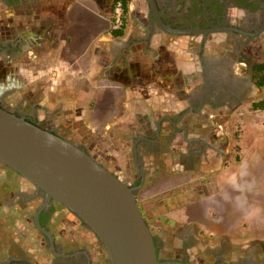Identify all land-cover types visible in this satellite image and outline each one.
<instances>
[{"label":"crops","instance_id":"crops-1","mask_svg":"<svg viewBox=\"0 0 264 264\" xmlns=\"http://www.w3.org/2000/svg\"><path fill=\"white\" fill-rule=\"evenodd\" d=\"M115 1L0 5V44L11 50L0 54L1 95L23 94L38 104L41 122L73 137L82 138L68 125L86 124L94 159L129 186L144 176L136 197L160 241L168 234L183 244L233 238L237 250L255 251L264 244V111L253 103L264 94L251 75L235 73L245 100L211 105L200 67L212 50L201 48L202 38L146 37L141 0H131L124 35L116 37ZM165 122L178 132L169 149L150 157L148 144Z\"/></svg>","mask_w":264,"mask_h":264},{"label":"flooded vegetation","instance_id":"flooded-vegetation-1","mask_svg":"<svg viewBox=\"0 0 264 264\" xmlns=\"http://www.w3.org/2000/svg\"><path fill=\"white\" fill-rule=\"evenodd\" d=\"M22 3L23 0H0V5L5 8L22 5ZM141 3L142 7L145 8L146 37H150L156 32L178 38L182 36L201 37V48L212 50L211 57L203 61L200 67L204 88L209 91L207 93L205 90L204 95L207 98L209 95L213 98L211 105L217 106L227 97L245 100L247 92H241L242 90L238 89L241 85L236 83L232 75L235 73L251 75L254 67L264 62L259 60L264 55V0H153L156 6L155 9L152 8L149 0H141ZM159 20L175 30H194L201 33L173 35L163 30ZM213 29L218 31L204 35V31ZM7 51L11 52L8 46L0 44V54ZM205 96L200 97V99L210 102V98L207 99ZM2 97L1 95L0 106L4 109L19 117L26 118L42 129L57 133L83 149H87L82 143L74 142L67 136H62L60 127L47 128L45 126L46 122H41L38 118L39 107L37 103L30 105L24 101L23 103L10 104L8 102L9 96L3 98L4 100L1 99ZM47 124L50 123L47 122ZM176 132H178V129L175 130L172 123L159 124L158 129L155 130V137L158 135L159 139L156 143L148 144V156L156 157V154L165 152L167 148L169 149L172 137L177 134ZM6 169L11 173L13 179H16L15 181H8L6 183L7 187L3 188L4 192L6 189L8 193H11L9 200L13 201V208L10 209H16L20 213L27 206L34 209L31 219L34 230L43 237L44 251L48 250L51 254L49 262L44 260L40 264H95L92 254L87 251L86 247L70 244L69 240L58 241L55 224L59 218L66 215L67 208L53 199L47 203V194L44 191L37 190L36 186L29 183L22 176L9 168ZM23 185L31 190L27 193L23 192ZM138 185H132L131 187H137ZM1 199L0 203L3 202L2 197ZM38 212L37 220L42 230L36 224V214ZM70 214L72 213L70 212ZM75 218L79 221L77 217ZM82 224L87 227L84 223ZM46 232L52 235L53 241ZM154 239L158 249V258L161 261L179 260L190 263L189 254H185L186 258L182 259L170 256L163 258L162 254L169 255V252H171L169 246L157 237H154ZM101 246H103L102 243ZM188 246L191 247L190 244H186V247ZM100 251L107 253L104 246ZM28 255V251L18 249L14 244L9 243L6 248L4 243L0 242V264H34L29 261ZM107 256L108 259L104 264L110 263L108 253ZM243 259L246 258H241L235 264H248V261ZM254 263L249 261V264ZM211 264L225 263L223 259L217 257Z\"/></svg>","mask_w":264,"mask_h":264},{"label":"water","instance_id":"water-1","mask_svg":"<svg viewBox=\"0 0 264 264\" xmlns=\"http://www.w3.org/2000/svg\"><path fill=\"white\" fill-rule=\"evenodd\" d=\"M153 9V0H149ZM173 35L201 33L175 30ZM218 30L204 31L208 35ZM4 95L1 99L4 100ZM137 154L136 148L134 149ZM137 158V157H136ZM0 163L47 194L84 223L106 249L109 264H190L161 261L154 235L137 201L136 191L94 159L87 149L40 128L0 106ZM36 214V224L38 223ZM51 241L53 237L50 233Z\"/></svg>","mask_w":264,"mask_h":264},{"label":"rangeland","instance_id":"rangeland-1","mask_svg":"<svg viewBox=\"0 0 264 264\" xmlns=\"http://www.w3.org/2000/svg\"><path fill=\"white\" fill-rule=\"evenodd\" d=\"M259 60L264 61V55ZM260 92L264 94V89H261ZM33 94L34 102H38L40 99V91H33ZM257 96L258 95H256V97ZM22 97L23 94L21 93L16 94V96L11 94L8 102H11L10 104L23 103L25 100ZM45 126L47 128L56 127L54 123L46 124ZM68 128L70 130L73 129L75 132L77 131L82 138L73 137L72 132L68 130L66 132H62L64 136H67L74 142L82 143L84 146H87V142H91L89 138H86L88 133L86 124L73 123L69 124ZM97 141H100L101 144L103 142L102 139H97ZM128 143H130L129 145H132L131 141ZM130 165L134 168L133 161ZM15 180L6 167L0 163V200H2L1 197L3 198V202L0 203V242L2 241L6 248L8 244L11 243L18 249H23L26 252L28 251L29 255L27 258L34 264L43 263L44 260L49 262L51 260V254L48 250L44 251L43 237L40 233L35 232L34 225L32 224L31 219L34 209H32L31 206H27L26 209H23L22 213L16 209H10L13 208V201L9 200L11 193H8L6 189L4 192L3 188L7 187L6 183L8 181ZM22 190L27 193L31 189L26 187V185H23ZM55 230L58 241L69 240L71 242L70 244H74L79 247H86L87 251L92 254L95 264H104L107 261V253L105 251H100L103 246H101L99 239L90 231L89 228L83 226L80 220L77 221L75 216L70 214L69 211L66 212V215H63V217L58 219L55 224ZM175 238V235L168 234V236L164 239V242L167 243L171 252H169V255L162 254L163 258L170 256L182 259L186 258L185 254H189L188 259L190 260V264H211L217 257L223 259L225 264H235L238 260H241V258H246L243 260H247L248 264L249 261L253 263L255 262L254 264H264V244H256L254 246L255 251L252 248L253 245L244 246L243 249L237 250V246L234 244L233 238H227L222 243L220 241L215 242V240L210 239L209 237H206L208 241L199 237L193 239V241L190 242L191 248L187 249L185 248L186 244L176 241ZM255 257L256 260H254Z\"/></svg>","mask_w":264,"mask_h":264},{"label":"trees","instance_id":"trees-1","mask_svg":"<svg viewBox=\"0 0 264 264\" xmlns=\"http://www.w3.org/2000/svg\"><path fill=\"white\" fill-rule=\"evenodd\" d=\"M130 2L131 0H116L114 3L113 10H112V16L114 18L113 19L114 21H115L114 14H115L116 7L120 4L121 9H122L121 25L119 26L118 29L113 30L112 32V34L116 37H121L124 35V29H125L126 22H127ZM251 76H252V80L256 88L264 89V62H261L254 67ZM253 109L264 111V97L261 100L253 103Z\"/></svg>","mask_w":264,"mask_h":264},{"label":"built area","instance_id":"built-area-1","mask_svg":"<svg viewBox=\"0 0 264 264\" xmlns=\"http://www.w3.org/2000/svg\"><path fill=\"white\" fill-rule=\"evenodd\" d=\"M115 14H116V21L118 23L121 22L122 9H121V5L120 4L116 7Z\"/></svg>","mask_w":264,"mask_h":264}]
</instances>
